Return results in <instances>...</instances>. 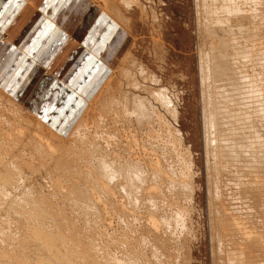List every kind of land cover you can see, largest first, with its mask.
I'll list each match as a JSON object with an SVG mask.
<instances>
[{"label": "bare ground", "instance_id": "bare-ground-1", "mask_svg": "<svg viewBox=\"0 0 264 264\" xmlns=\"http://www.w3.org/2000/svg\"><path fill=\"white\" fill-rule=\"evenodd\" d=\"M262 2L264 0H250L248 3L254 4L255 7H249L246 0H211L210 3L202 1L201 4V8L207 11L205 13H211L212 16L209 18L210 25L206 26V33H203L206 43L200 52L199 66L207 170V208L210 223L212 226L218 225L216 229V225L214 228L210 227L213 231L210 233L213 264L217 260L219 263L223 261L222 264H264V35H261V31H264V8L261 13H257L262 7L259 6ZM33 3L34 1L31 5ZM92 4L93 8L104 11L119 25L121 31L116 37L119 41L118 45L115 43L117 49L125 38L132 34L133 17L130 10L136 7L143 10L145 7L138 0H92ZM68 22V27L58 28L67 36L70 44L76 37L73 34L69 36L71 23ZM8 34L6 32L1 35L2 42L10 41ZM132 44L133 42L115 69L105 73L103 81L99 80L102 85L96 94H93L96 101L100 102L104 94L110 93L112 98L107 103L108 110L113 111L115 115L121 114L124 118L121 120L117 115L120 120L116 118V122H123V125L115 132L109 127L108 116L104 117L105 113L100 110L97 112L96 108L90 105L93 95L87 98L85 108L77 119H74L71 128L63 126L64 130H59L58 127L44 122L25 99L15 98L0 86V259H11L15 264L20 261L21 264H104L107 259L106 264H114L121 258L115 255L114 244L112 246L108 241L101 244L102 246L99 245L102 247L100 253L97 246L100 241H95V236L98 235L95 228L97 225L94 227L95 231H90L91 235L96 233L95 243L93 239L86 237L85 232L88 229H84L83 233L78 231L80 229L77 219L81 221L80 217L76 218V214L73 215L72 211H69V206L61 207L60 202H57V205V200L53 201L49 190H46V193L42 188L43 191L38 188L41 180L34 183L38 180L36 175H42L44 171L49 174L55 185L52 193L58 190V195L55 196L64 195L63 198L73 199L74 202V198L78 199L75 203L69 200L74 203L70 204L76 207L75 210H80V213L82 211L85 214H93L91 219L94 224L95 220L98 223L104 222L105 217H108L107 207L102 205L103 202L110 203V211L121 218V224L126 226L129 232L128 250L132 254L130 259L139 255L141 258L145 256L148 262L150 256L153 264H175L173 252H176V260L184 254L185 258L193 259L192 247L189 246L184 252L179 248L184 249L185 244L182 242L189 241V212L192 209H201L200 166L190 150L184 151L176 161L185 164L187 178H179V172L170 164L173 162L168 163L166 160L165 153L169 151L166 149V158L163 154V157L160 155L159 158L166 160L168 169L170 167L176 170H168L177 174L176 180L172 176L173 173L169 177L167 169L161 168V163H164L162 159L144 156L147 154L144 153V144H150L152 141L154 123L163 122L164 119L158 106L161 104L163 109L170 112L178 125L179 110L175 108V97L170 95V89H167L160 77L152 75L140 62L132 51ZM63 52L58 54L63 57ZM108 61L110 67L112 60ZM47 67L45 73L52 74L49 68L51 66ZM117 67L121 70V78L124 79L122 82L128 85L127 89L121 87L117 90L121 97L110 91L114 83L111 79H114L112 76ZM126 79L128 80L125 81ZM145 81H151L159 88L148 85ZM31 99L33 100L32 97ZM97 121L100 123L97 124ZM128 123L133 126L130 127L135 129V133L139 132V136H136L139 137L136 140L137 146L134 140L130 139L135 143L136 155L132 146L134 143L123 137L127 134ZM170 124L174 126V137L179 140L182 148L185 138L181 127L172 122ZM100 125L106 126L107 135L103 139L100 138ZM81 127L86 130L83 134L79 132ZM109 130L112 133L108 134ZM162 130L164 131L163 128ZM158 136L161 139V135ZM128 138H131V135ZM112 141L118 142L117 149L114 146L116 143ZM141 145L143 146L140 147ZM148 147L152 152L156 149L150 145ZM121 149L127 156L121 155ZM160 150L162 151L159 149L156 152ZM170 152L168 156L172 155ZM118 154L122 157H115ZM89 160L93 162L90 161L95 169L93 171L97 172L96 175L88 174L90 167L86 169L84 164ZM61 178L67 181V187L62 188ZM84 182L93 185L94 189L88 188ZM65 188L67 190L62 191ZM137 207L142 209V215L140 208L137 209L140 211L139 215L134 212ZM9 219L15 221L13 225L19 230L16 235L12 232L13 227L10 228L11 224L7 223ZM85 219L83 221L86 226ZM177 226L182 227V233L179 232L176 236ZM132 233L140 240L134 241L144 242V247H137L136 242L132 243ZM176 249L180 251L178 256ZM128 254L126 253V256ZM122 260V263L125 262Z\"/></svg>", "mask_w": 264, "mask_h": 264}, {"label": "rangeland", "instance_id": "rangeland-1", "mask_svg": "<svg viewBox=\"0 0 264 264\" xmlns=\"http://www.w3.org/2000/svg\"><path fill=\"white\" fill-rule=\"evenodd\" d=\"M138 1H140L141 5L143 4V6H145V7L143 8V10L138 8V7L134 8V9H131L132 11L130 10L131 16L133 17V28H132L133 31H132V34H131L132 39H133V41H132L133 42L132 51H133V53H135L137 55V57L140 60V62H142L144 64V66L147 67L149 69V71H151V74L156 76V77H158V78L160 77L162 79V81H164V84L167 85L166 86L167 89L168 90L170 89L169 90L171 92L170 95L175 97V108H177L179 110V125H180L179 126L178 124H176V122L174 121L172 115L169 114L170 112H168L167 110L163 109V107L160 104L158 107H159L160 112L164 116L163 118L165 120L162 119L163 122L159 121V122H155L154 123L155 127H154V129H152L153 130L152 132H153L154 136L152 135V137L155 138V140L152 138L151 139L152 141H150V144H146L147 146L144 144V147H145L146 151L148 150V152H146V151L144 152L143 151L144 153H147L144 156H146V157H149V156L150 157H154L155 159L159 158L160 155L163 157L164 153L167 151L166 149H168L169 151H167V153H165L167 158L165 157V155H164V157L166 158V160H168L167 161L168 163H169V161L173 162V163H170L172 168L174 167L177 170V172H179L178 173V175L180 174L179 178L183 177L182 179H186L187 178V174L185 173V171H186L185 170V164L183 162H181V161L177 162L176 160H178L180 155H183L182 153L184 151L190 150L191 154H193L194 158L198 162V165L200 166V171H199L200 172V181L202 183L201 184V191H200V195H201V209L200 208L198 210L192 209L194 212L192 210H191V212H189L190 213L189 216H190V220H191V222L189 221V224L191 226V231L192 232L189 230V234H188V235H190L188 237L189 241L185 240V241L182 242L183 244H185L184 249L183 248L182 249L179 248L181 252H184V251H187L189 246L192 247L193 248V253H194L193 259L191 260V259H188L187 257H186L187 258L186 259L185 256H184L185 254H184L182 258L178 257V259L176 260L175 259L176 252H173V254H174V256H173L174 257V259H173L174 261L173 262L175 264H213L214 263L213 259H212L213 257H211L212 256V252H210L211 251V246H212V242H211L212 238H210V235H211L210 233L213 232V231H212V229L210 230V227L214 228L215 227L214 225H216V224H214L212 226V224L210 223V219H209L210 215H209V210L207 208L208 207V198H207L208 195H207V190H206L207 189V180H206L207 179L206 178V174H207L206 171L207 170H206V166H205V163H206V161H205V159H206L205 156L206 155L205 154L206 153H205L204 125L202 123V112H203V109H202V94H201V80H200V66H199L200 52H201V50L203 48H205V43H206L204 41L203 33H206V26L210 25L211 22H209L210 21L209 18L211 19V17H212L211 13H207L208 14V16H207V14L205 13L207 11H205L206 9L201 8V4H202V1H205L206 4H207V3H210L211 0H207V1L206 0H138ZM246 2L248 3V2H250V0H246ZM248 4H249L248 5L249 7H255L254 4H252V3H251L252 5L250 3H248ZM134 6H138V5H134ZM259 6L260 7L262 6V7L258 10L257 13H261L262 12L261 10H263L262 8H264L263 7L264 6V2H262V4L259 5ZM199 15H200V17H199ZM203 15H205V16H203ZM219 27L223 28L222 26H219ZM261 35H264V31L263 30L261 31ZM262 37L264 38V36H262ZM120 71L121 70H119L118 67H117L116 72H114V74L112 76V78H114V79H111V77H110L112 83L114 81L113 87H111L110 91L113 94H115V95L116 94L119 95V92L117 91L119 88L122 87V88H126L127 89V87H128L126 82L125 83L122 82V81H124V79L121 78L122 74H120L121 73ZM135 77L136 78L138 77L137 72L135 73ZM127 80L128 79H126L125 81H127ZM139 80L141 81L142 79L139 78ZM116 81H118V82H116ZM145 83L148 84V85L154 86L156 88H159L154 83H151V81H145ZM94 95L92 96V98L90 100V105L91 106L93 105V107L96 108L97 112H98V110H100V112L105 113L104 117L108 116L107 117L108 118L107 122H109L108 123L109 127L111 126L110 129L112 131L114 129V132H115L118 129V127L120 128V126L123 125V122H119L120 124L118 122H116L115 119L116 118L119 119L117 117V115H119V114L116 113L117 115H115L113 113V111H111V110L109 111L108 110L109 106L107 105V103H109L111 101V98H112V97H110V93L104 94L102 96V100L100 102H97L98 100L96 101V98H94ZM119 96H117V97H119ZM2 108L3 107H1V109ZM117 108H119V107H117ZM111 109H112V107H111ZM2 111H3V109H2ZM6 111H8V110H6ZM111 113H113V114L111 115ZM108 114H110V115H108ZM166 118H167V121H166ZM122 119H124V118L121 117V120ZM125 121H126V118H125ZM170 122H172V123L178 125L179 127H181V132L183 134V138H185V143H184L182 148L180 146L179 140H177V138L174 137L175 136V134L173 133L174 126L172 124H170ZM99 123L100 122L97 121V124H99ZM162 123H164V125ZM161 124L164 127H162ZM112 125H115L116 127L112 126ZM100 126H102V125H100ZM127 126H128V128L126 127L127 128V134L125 136H123V137L125 139L127 138L129 141H130V139H133L134 142L136 143V140L139 138V137H136V136H139V132L135 133L133 131L135 129L131 128V127H133L131 124H129ZM105 127L106 126L103 125L101 127V130H100V132H101L100 133V138L102 137V139L105 138V136L107 135ZM129 128H131L132 130L130 129V131H129ZM162 128L164 129V131L162 130ZM93 129L94 128L92 127L91 130H93ZM156 129H159V130H156ZM111 130H109L108 134L112 133ZM149 131H150V129H149ZM154 131H155L156 135L154 134ZM79 132L81 134H83V133L86 132V130H84V127H83V129L81 127V130ZM130 132H131V134H130ZM146 132H147V129L145 130V133ZM156 132H159V134L156 133ZM162 132H163V134H162ZM76 133L79 134L78 131ZM157 134L161 135V139L162 140L160 139V136H158ZM128 135L129 136L131 135V138H128L129 137ZM132 135H134V136H132ZM80 136H82V135H80ZM163 137L165 139H167V140L169 138L170 139L167 141V140L163 139ZM133 140H131L132 143H134ZM176 141L178 142V144H177ZM116 142L117 141H112V143H116ZM172 142H174L173 145L175 146V149H174V146L172 145ZM117 143L114 144L116 149H117V147H116ZM135 143L132 145V146H134L133 151L136 150V146L138 144V143H136V146H135ZM156 143H158V144H156ZM167 143H169V144H167ZM149 145L153 149H155V148L156 149L153 150V152H152L150 150L151 148L148 147ZM142 146L143 145H141L140 147H142ZM178 147H180L181 149H179ZM120 148L121 147H119V149ZM159 149H162V151L160 150V152H156V151H159ZM171 150H172V152H170ZM120 151L123 153L121 155H125L126 154L124 150L121 149ZM168 152H170V154H172V155H169L170 157L168 156V154H169ZM150 153H151V155H150ZM153 153H155V154H153ZM136 154H137V152L135 151V155ZM156 154H158V155H156ZM121 155L118 154L115 157H117V156L122 157ZM129 155H131V153H129ZM125 156H127V155H125ZM162 157L159 158V159L160 160L162 159L164 161V163H161V164L165 168L162 165H161V168H163V170L167 169V171L168 170L176 171L175 169H172L170 167L168 169V165L169 164ZM90 161H91V163H93L92 160H89V161H87V164H84V165H85L86 169L87 168L89 169V167H90V169L93 171L94 168L91 166ZM182 166H183V168H182ZM89 170H87L89 172L88 174H95V175L97 174L96 171L90 172L91 170L90 171ZM179 170H181V171H179ZM172 173H173L172 176L177 180L178 177H177V174L175 175V172L168 171V174H170L168 176L170 177ZM183 173L186 175V177H185V175ZM41 174L42 175L44 174V175L42 176V175H40V173H37V175H36L37 177L36 178L38 180H36L34 183H37L38 181L41 180L40 181L41 184L42 183L43 184L45 183V184L43 186L40 183H38L42 187H40L38 184H36L37 186H39L38 187L39 189L42 188L44 190V192H46V190L47 191L49 190L48 192H50V194L52 195L53 201L57 200L56 201L57 205L60 202L59 204L61 205V207L63 205H65V207L69 206V208H68L69 211L70 212L72 211L71 213L73 215L76 214V218L80 217L81 221H79V219H77L78 223H79V224L77 223V226L80 229L78 231L82 232V231H84V229L85 230L88 229L89 232H87L88 230H86V232H85L87 236L85 234H83V235H85L89 239H93L92 241H94L95 238H96L95 239L96 242H97V240L100 241V243L97 242V246L99 247L98 249H100L99 250L100 253H101V250H102V247H100V246H102L101 244H105L108 241L107 243H110V244L112 243V246L114 244V249L113 250L116 249L115 255L117 254L118 258L121 257L123 259L122 260L121 258H119V261L117 260V262L116 263L114 262V264H117V263L119 264L121 262V260L125 261V262H123V263L121 262L120 264H124V263L125 264H131V263L132 264H140V263L141 264H144V263L145 264H150V263L153 264V260L150 258V256H149L150 259L148 258V260L150 262L149 261L146 262L147 258H145V256L141 258V256H139V255H138L139 257L135 255L136 258L132 257V259H130L132 254H130V252H129V250H130V248H129V243L130 242L128 240V237H129L128 233L129 232H128L126 226L122 225L123 223L121 221V218H118V216L115 215V213L110 211V207H109L110 203L109 202H107L108 205L106 203L104 204V202H103V205H102L103 207L106 205L107 210H108V217H105L106 221L103 218L104 222H99L98 223L95 220V224H94L93 219H91V218L94 217L93 214H85V213H83L81 211L82 214H85V216L84 215L82 216V214L80 213V210L79 211L75 210L76 207H73V205L70 204V203H72L70 201H73V199H68L67 197L63 198L64 195L62 197L61 196L60 197L55 196V195H58V193H56L58 190H56V192L53 191V193H52V190L55 189V185H53V182L51 181V178L49 177V174L45 173V171H44V173H41ZM167 179L169 181V178H167ZM61 180L63 181L61 183V185L63 184L62 188L67 187V185H66L67 181L65 179H62V178H61ZM79 180H81L80 177H79ZM50 183H52V184H50ZM86 183L84 182V184H86ZM49 184L51 185V187H50ZM36 185L34 187H36ZM86 185L88 186V188L90 187L91 189H94V186L90 185V183H87ZM44 187H45V189H44ZM51 188H53V189H51ZM59 190L61 191V189H59ZM66 190H67V188L63 189L62 191L65 192ZM53 196L55 198H53ZM72 198H74V197H72ZM58 199H59V201H58ZM64 199L65 200L67 199V200L65 201ZM74 200H75V202L78 201V199H75V198H74ZM74 203H72V204H74ZM1 208L2 207L0 206V209ZM115 208H117V207H115ZM118 208L121 209L120 206ZM139 208L140 207H137L136 210L134 209V212L138 213V212L141 211L140 215H142V209L141 208L139 209ZM137 209H139L140 211L137 210ZM0 214H1V210H0ZM137 215H139V213ZM56 218L59 219V217H57V216H56ZM83 219L86 220V226L88 224L89 227L86 228V226L84 225L85 221H83ZM91 220L93 221L94 225L92 224ZM89 221H91V223H89ZM117 222H118V224H117ZM7 223H8V225L11 224L10 228H11V226L13 227L12 228V230H13L12 232H13V234L16 235V231H19V230H18L17 227H14L15 224L13 225V223H15V221L13 219H9V221ZM82 223H83L84 226L82 225ZM102 224L105 225L106 227L103 226ZM192 225H193V227H192ZM120 226H121V228H120ZM94 227L98 229V230L96 229V231H97L96 233H98V235H96V236H95L96 233L92 234V235L90 234V233H92L90 231H95ZM217 227H218V225H216V227L214 229H216ZM81 228H82V230H81ZM99 228H101V229H99ZM123 228H124V230H123ZM181 228H182L181 226H177L176 227V230H178V231H177V233L175 232V235L176 234L179 235L180 233H182V229ZM125 230L127 231V233H126ZM124 231H125L126 235L128 234L127 236H125V234H123ZM99 232L102 235H100ZM103 232L106 233V234H104ZM113 233H115V235H113ZM132 234H130L131 237H132ZM185 234H186V232H185ZM94 236H95V238H94ZM131 237H130V239L132 240V243L136 242L134 240H137L138 242L140 241L139 239H137L138 236H136V235L134 236V234H133V238L134 239L131 238ZM126 238H127V240H126ZM119 239H120L121 242L122 241H124V242L121 243L119 241ZM125 240L127 242H125ZM102 241L104 243H102ZM113 241H114V243H113ZM118 242L120 244H118ZM138 242H136V244L139 245V246L137 245V247H144L143 246V245H145L144 242L143 243H142V241L140 243H138ZM186 243H188V244H186ZM140 244H141V246H140ZM128 248H129V250H128ZM0 249H1V247H0ZM179 249H176L177 250V256H178V252H180ZM120 250H122V251H120ZM149 250H151V249H149ZM122 252H124V254ZM138 252H140V251H138ZM126 253L127 254L129 253L130 255L128 254L126 256ZM19 254L21 255V253H19ZM14 255H16V254H14ZM26 255H27V253H26ZM122 256L125 257V258H123ZM36 257H38V256H36ZM137 258H138V260H136ZM9 260L5 261L4 258H1L0 259V264H15V263L11 262L12 261L11 259H9ZM109 260L112 261L111 259H109ZM105 262L107 263L108 260L106 259ZM105 262H104V264H106ZM217 262H218V264H222L223 261L221 263H219V260H217V261H215V264H217ZM110 263H108V264H110ZM19 264H21V261L19 262Z\"/></svg>", "mask_w": 264, "mask_h": 264}, {"label": "crops", "instance_id": "crops-1", "mask_svg": "<svg viewBox=\"0 0 264 264\" xmlns=\"http://www.w3.org/2000/svg\"><path fill=\"white\" fill-rule=\"evenodd\" d=\"M95 8L92 0H0V37L7 32L10 39H0V86L59 130L71 128L133 40L126 37L117 49L119 25ZM67 21L76 37L70 44L60 30Z\"/></svg>", "mask_w": 264, "mask_h": 264}]
</instances>
